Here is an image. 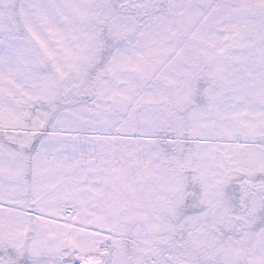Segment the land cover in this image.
Wrapping results in <instances>:
<instances>
[{"label":"snow or ice","instance_id":"obj_1","mask_svg":"<svg viewBox=\"0 0 264 264\" xmlns=\"http://www.w3.org/2000/svg\"><path fill=\"white\" fill-rule=\"evenodd\" d=\"M0 264H264V0H0Z\"/></svg>","mask_w":264,"mask_h":264}]
</instances>
